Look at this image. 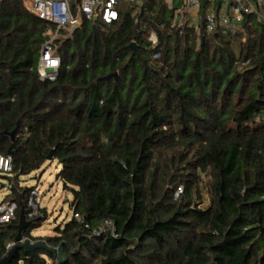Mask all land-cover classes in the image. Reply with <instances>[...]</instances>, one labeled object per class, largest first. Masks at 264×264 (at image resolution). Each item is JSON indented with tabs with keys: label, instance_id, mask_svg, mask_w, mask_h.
<instances>
[{
	"label": "trees",
	"instance_id": "1",
	"mask_svg": "<svg viewBox=\"0 0 264 264\" xmlns=\"http://www.w3.org/2000/svg\"><path fill=\"white\" fill-rule=\"evenodd\" d=\"M26 4L0 0V154L13 159L15 205L0 261L34 190L20 178L57 161L81 220L33 237L41 208L22 237L62 251V264H264V22L248 16L233 37L182 33L175 3L147 0L137 16L121 4L116 23L85 22L58 41V76L43 82L49 27ZM104 221L115 233L93 235ZM10 264L58 257L20 250Z\"/></svg>",
	"mask_w": 264,
	"mask_h": 264
},
{
	"label": "built area",
	"instance_id": "2",
	"mask_svg": "<svg viewBox=\"0 0 264 264\" xmlns=\"http://www.w3.org/2000/svg\"><path fill=\"white\" fill-rule=\"evenodd\" d=\"M147 0H27V9L49 28L44 33L45 42L42 46L38 75L41 81H54L61 67V59L57 54L58 41L69 39L73 32L80 29L85 22H94V19L105 25H112L119 20V8L125 4L134 10V15H141ZM157 5L160 0H151ZM173 21L182 33L194 29L197 33L201 27L207 34H222L235 36L243 32V23L246 17L254 16L258 21L264 22V0H222L218 8L214 0H208V7L204 14L203 0H171ZM137 19V18H136ZM138 20V19H137ZM194 22V23H193ZM192 24H194L192 26ZM196 24V25H195ZM152 48L158 47V38L153 33L149 37ZM154 58H158L155 55ZM0 172L6 175L13 173V159L11 156L0 154ZM180 188L175 194V199L182 194ZM27 221H32L40 215L39 193L37 189L31 192L27 203ZM15 205L13 204V209ZM73 218L80 221L78 214ZM88 228V227H87ZM110 232L115 233V225L111 221H104L100 226L92 230L93 235H102ZM31 241L23 238V242ZM35 243L34 241H31ZM45 243V242H44ZM14 245V244H13ZM9 245L8 249H12Z\"/></svg>",
	"mask_w": 264,
	"mask_h": 264
},
{
	"label": "rangeland",
	"instance_id": "3",
	"mask_svg": "<svg viewBox=\"0 0 264 264\" xmlns=\"http://www.w3.org/2000/svg\"><path fill=\"white\" fill-rule=\"evenodd\" d=\"M163 2L170 8L172 7L171 0H163ZM26 5L29 7V3ZM63 41L64 39L61 40V42ZM60 170L61 165L59 162L48 161L40 170L33 172L29 176H23L19 180V186L37 189L40 207L46 210L48 216L42 227L33 231V237L54 236L57 227L63 228L73 218V210L71 208L72 195L63 190L62 182L57 179ZM6 176L14 179L12 175L0 172V224H5L14 218L15 208L13 209V204L7 200L13 183L11 181L14 180L10 181ZM203 181V207H207L209 204V192L206 187L205 177H203ZM48 263H50L49 260Z\"/></svg>",
	"mask_w": 264,
	"mask_h": 264
},
{
	"label": "water",
	"instance_id": "4",
	"mask_svg": "<svg viewBox=\"0 0 264 264\" xmlns=\"http://www.w3.org/2000/svg\"><path fill=\"white\" fill-rule=\"evenodd\" d=\"M93 23L96 24L97 19H94ZM130 47H131V49L135 50L134 44H132ZM112 78H115L117 80L118 75L117 74H110V75H107L105 77H102L100 80L101 81H109ZM16 132H17V129L14 130L10 134L12 139H14ZM31 224H32L31 221H27L26 216L24 214V209H23L21 212L20 223L17 226L18 234L16 236L13 248L10 250V252L8 253L6 258H4L0 261V264H10L12 262L14 256L16 255V253L20 250L25 251V253H27V254H34L35 251H37L39 249H43V250L47 251L48 253H52V254L56 255L58 257V264L64 263L66 261V256L63 254L62 251H61V254L58 255V253H57L58 251L56 248L50 247L44 242H35V243H32L31 241H28L25 243L23 242L22 236H23L24 232L28 229V227L31 226Z\"/></svg>",
	"mask_w": 264,
	"mask_h": 264
},
{
	"label": "crops",
	"instance_id": "5",
	"mask_svg": "<svg viewBox=\"0 0 264 264\" xmlns=\"http://www.w3.org/2000/svg\"><path fill=\"white\" fill-rule=\"evenodd\" d=\"M171 3H172V1H171Z\"/></svg>",
	"mask_w": 264,
	"mask_h": 264
}]
</instances>
